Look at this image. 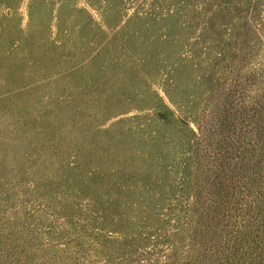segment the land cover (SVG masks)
<instances>
[{
  "label": "rangeland",
  "instance_id": "374dc122",
  "mask_svg": "<svg viewBox=\"0 0 264 264\" xmlns=\"http://www.w3.org/2000/svg\"><path fill=\"white\" fill-rule=\"evenodd\" d=\"M0 264H264V0H0Z\"/></svg>",
  "mask_w": 264,
  "mask_h": 264
}]
</instances>
